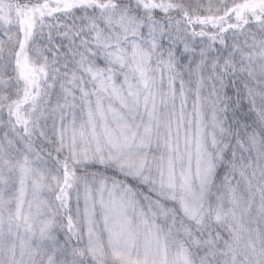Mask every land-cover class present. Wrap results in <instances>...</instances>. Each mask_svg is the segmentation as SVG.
I'll return each instance as SVG.
<instances>
[{"label":"snow or ice","instance_id":"6c2138e0","mask_svg":"<svg viewBox=\"0 0 264 264\" xmlns=\"http://www.w3.org/2000/svg\"><path fill=\"white\" fill-rule=\"evenodd\" d=\"M0 264H264V0H0Z\"/></svg>","mask_w":264,"mask_h":264}]
</instances>
